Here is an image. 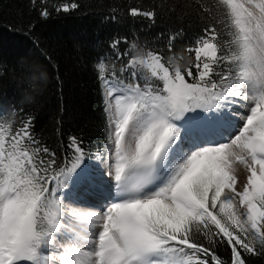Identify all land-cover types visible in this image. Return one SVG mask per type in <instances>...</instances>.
<instances>
[{
  "label": "snow or ice",
  "instance_id": "snow-or-ice-1",
  "mask_svg": "<svg viewBox=\"0 0 264 264\" xmlns=\"http://www.w3.org/2000/svg\"><path fill=\"white\" fill-rule=\"evenodd\" d=\"M198 9L200 27L183 46L184 29L137 52L125 37L109 45L119 70L98 59L105 125L95 144L75 135L50 148L32 116L16 121L0 106V264H251L264 255V0ZM129 15L154 24L158 13ZM181 53L192 56L185 67L173 63Z\"/></svg>",
  "mask_w": 264,
  "mask_h": 264
},
{
  "label": "trees",
  "instance_id": "trees-1",
  "mask_svg": "<svg viewBox=\"0 0 264 264\" xmlns=\"http://www.w3.org/2000/svg\"><path fill=\"white\" fill-rule=\"evenodd\" d=\"M78 3L77 9L56 11L63 3ZM204 0H0V106L34 118L35 134L50 148L62 150L69 136L83 135L93 144L103 137L105 116L96 67L106 57L111 67L121 65L110 55L115 39L127 38L140 47L163 46L161 33L184 29L177 41L183 46L200 27L198 4ZM153 24L129 15L131 8L151 9ZM50 15H41L43 8ZM115 14L116 19L110 17ZM123 47V45H121ZM181 67L192 56L181 53ZM38 68L43 72L29 69ZM21 109L23 112L21 113ZM87 163V159L85 160ZM228 260L230 251L217 247ZM251 264H264V255L251 256Z\"/></svg>",
  "mask_w": 264,
  "mask_h": 264
}]
</instances>
